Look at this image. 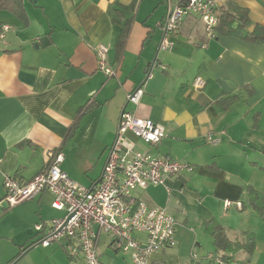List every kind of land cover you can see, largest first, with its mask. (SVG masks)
Returning a JSON list of instances; mask_svg holds the SVG:
<instances>
[{
	"label": "crops",
	"instance_id": "crops-1",
	"mask_svg": "<svg viewBox=\"0 0 264 264\" xmlns=\"http://www.w3.org/2000/svg\"><path fill=\"white\" fill-rule=\"evenodd\" d=\"M216 2L220 18L235 15L234 26L240 24L236 7L247 10L253 24L264 26V0ZM23 3L26 24L0 10V264L82 263V256H69L66 242L33 245L37 224L65 216H54L53 196L42 193L10 208L4 202V179L12 175L31 181L44 169L49 151L61 150L63 164L65 152L84 151L85 161H92L80 164L87 167L85 175L103 160L98 176L78 177L79 183L95 186L126 107L167 130L158 145L128 134L136 150L193 166L192 172L168 178L164 185L134 193L149 206L166 208L178 222L177 245L152 255L150 264H209V254L222 257L205 229L209 222L219 224L234 242L252 234L253 252L239 249L235 262L264 264V218L247 206L249 188L264 195V43L218 30L210 40L201 19L191 15L172 37L173 48L160 50L157 25L168 14V0ZM5 26L10 30L5 32ZM42 37L50 44L36 49ZM100 45L108 48L116 77L99 69L95 49ZM197 77L206 82L201 91L194 88ZM139 88L144 91L140 104H127V96ZM87 104L94 108L80 116ZM79 118V128L70 136ZM207 135L217 142H207ZM225 201H239L243 208L226 210ZM98 248L103 263L132 264L103 233ZM194 249L197 261L191 257Z\"/></svg>",
	"mask_w": 264,
	"mask_h": 264
},
{
	"label": "built area",
	"instance_id": "built-area-1",
	"mask_svg": "<svg viewBox=\"0 0 264 264\" xmlns=\"http://www.w3.org/2000/svg\"><path fill=\"white\" fill-rule=\"evenodd\" d=\"M168 3V14L157 25L162 34L160 50L173 48L172 37L191 15L204 23L208 39L217 37L220 17L216 0H168ZM3 30L7 32L10 27L5 26ZM95 50L99 69L110 78L116 77L117 69L108 64V48L100 45ZM205 86L201 77L195 79V90L201 91ZM143 95L142 88L135 90L127 96V104L138 106ZM128 134L145 144L158 145L167 137V130L163 124L139 118L126 107L102 177L95 186L80 184L62 170L65 157L61 150L47 153L44 169L31 181L22 182L12 175L5 177L4 202L8 207L13 208L47 192L53 196V209L65 212L63 218L35 226L37 240L33 245L50 247L66 242L72 259L83 257L81 264H106L100 260V233L109 236L118 251L129 255L132 264H150L152 255L177 245V220L166 208L149 206L134 193L137 189L164 185L168 178L192 172L193 166L138 151ZM206 140L217 142L211 135H207ZM233 207L241 210L243 205L239 201L224 202L226 210ZM191 257L199 260L195 249ZM206 259L209 264H228L215 254H209Z\"/></svg>",
	"mask_w": 264,
	"mask_h": 264
},
{
	"label": "trees",
	"instance_id": "trees-1",
	"mask_svg": "<svg viewBox=\"0 0 264 264\" xmlns=\"http://www.w3.org/2000/svg\"><path fill=\"white\" fill-rule=\"evenodd\" d=\"M132 8H134L133 5H131L128 9L131 10ZM0 10L10 12L24 24L28 22V17L23 0H0ZM235 13L240 20V24L237 27L233 25L235 15L224 14L220 18V24L217 30L223 34L242 37L250 42L264 43V26L253 24L250 20L249 12L245 9L236 7ZM126 21L128 24L130 23V19ZM128 24L126 25L124 33L117 45L119 53L122 52L123 47L125 45V41L129 31ZM232 99L234 100L236 99V97ZM230 101L232 100H229V102L227 101L228 105L232 103ZM93 108L94 107L92 104H87L84 108L80 110L79 115L83 116L89 113ZM80 118L71 128L70 136H72L79 128ZM247 202V206L249 208H251L259 216L264 218V195L262 193L253 188H249ZM205 229L213 236L214 245L216 246L217 250L221 252V254L223 255L222 258L228 264L236 263L235 254L239 249H243L244 252L247 253H252L254 250L255 239L252 234L245 233L242 241L234 242L228 237L226 230L217 223H206Z\"/></svg>",
	"mask_w": 264,
	"mask_h": 264
},
{
	"label": "rangeland",
	"instance_id": "rangeland-1",
	"mask_svg": "<svg viewBox=\"0 0 264 264\" xmlns=\"http://www.w3.org/2000/svg\"><path fill=\"white\" fill-rule=\"evenodd\" d=\"M65 156H66V161L63 164V168H64V170L67 171V173L70 175L69 177L72 180L79 183V182H81L78 180L79 176H83V177L92 179V178H94L93 176L99 175L103 160L101 161L100 165H98V166L96 163H94V169L87 171V173L85 175L83 170L87 167H81L80 164H84V166H90L92 161L91 160L85 161L86 154H84V151H77L71 155H69L68 153L65 152ZM82 182L84 184H87L84 180ZM53 214L55 217H61L64 215L63 212H59V211H53Z\"/></svg>",
	"mask_w": 264,
	"mask_h": 264
},
{
	"label": "water",
	"instance_id": "water-1",
	"mask_svg": "<svg viewBox=\"0 0 264 264\" xmlns=\"http://www.w3.org/2000/svg\"><path fill=\"white\" fill-rule=\"evenodd\" d=\"M50 43H49V39L48 37H42L38 43H35L34 47L36 49L38 48H45L46 46H48Z\"/></svg>",
	"mask_w": 264,
	"mask_h": 264
}]
</instances>
